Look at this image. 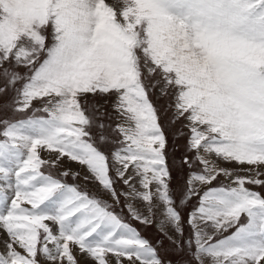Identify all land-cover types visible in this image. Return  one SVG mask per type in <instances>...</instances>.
I'll use <instances>...</instances> for the list:
<instances>
[{
    "label": "snow or ice",
    "instance_id": "6c2138e0",
    "mask_svg": "<svg viewBox=\"0 0 264 264\" xmlns=\"http://www.w3.org/2000/svg\"><path fill=\"white\" fill-rule=\"evenodd\" d=\"M257 189L264 0H0V264H264Z\"/></svg>",
    "mask_w": 264,
    "mask_h": 264
},
{
    "label": "rangeland",
    "instance_id": "374dc122",
    "mask_svg": "<svg viewBox=\"0 0 264 264\" xmlns=\"http://www.w3.org/2000/svg\"><path fill=\"white\" fill-rule=\"evenodd\" d=\"M64 166L67 167V168L73 169V170H80L81 172H83V169L80 168V165H78L75 162H70L68 160H65ZM68 182L69 183H74L75 182V183H79V184H83L84 183V181H82V180L73 181L71 177L68 178ZM88 187L91 189L93 187V185L92 184H89ZM257 190L258 191H264V189H257ZM131 223H133V225L135 227H137L138 229H140V227H141L142 230H143V232L146 235H149L150 237H152V238H149L150 240H152V239L155 238L156 233H155V229L154 228H151V227L145 228L143 225L138 224V223H136L134 221H131ZM139 225H140V227H139Z\"/></svg>",
    "mask_w": 264,
    "mask_h": 264
},
{
    "label": "crops",
    "instance_id": "0c3cea01",
    "mask_svg": "<svg viewBox=\"0 0 264 264\" xmlns=\"http://www.w3.org/2000/svg\"><path fill=\"white\" fill-rule=\"evenodd\" d=\"M135 222V221H134ZM139 227H140V225H139ZM140 231L142 232V234L145 236V237H147V238H152V237H150L149 235H146L144 232H143V230H142V228L140 227Z\"/></svg>",
    "mask_w": 264,
    "mask_h": 264
}]
</instances>
